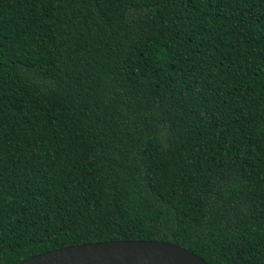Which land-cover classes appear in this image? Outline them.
I'll return each instance as SVG.
<instances>
[{
    "label": "trees",
    "instance_id": "16d2710c",
    "mask_svg": "<svg viewBox=\"0 0 264 264\" xmlns=\"http://www.w3.org/2000/svg\"><path fill=\"white\" fill-rule=\"evenodd\" d=\"M112 240L264 264V0H0V264Z\"/></svg>",
    "mask_w": 264,
    "mask_h": 264
},
{
    "label": "water",
    "instance_id": "95a60500",
    "mask_svg": "<svg viewBox=\"0 0 264 264\" xmlns=\"http://www.w3.org/2000/svg\"><path fill=\"white\" fill-rule=\"evenodd\" d=\"M18 264H207L181 245L161 240H112L53 249Z\"/></svg>",
    "mask_w": 264,
    "mask_h": 264
}]
</instances>
